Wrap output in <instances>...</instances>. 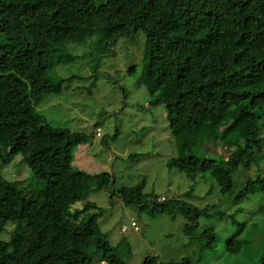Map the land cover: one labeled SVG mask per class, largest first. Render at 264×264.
Listing matches in <instances>:
<instances>
[{
    "label": "trees",
    "instance_id": "trees-1",
    "mask_svg": "<svg viewBox=\"0 0 264 264\" xmlns=\"http://www.w3.org/2000/svg\"><path fill=\"white\" fill-rule=\"evenodd\" d=\"M150 1L0 0V161L10 163L21 155L44 187V202L37 205L26 187L0 173V264H126L97 214L69 229H61L62 220L77 218L89 205L73 211L72 207L96 191L113 190L138 205L149 197L161 202V196L144 194L145 182L114 190L112 173L75 169L73 150L91 134L52 125L38 106L60 93L69 79L54 80L49 70L59 41L72 34L79 14L107 7L137 17ZM168 1L181 29L145 66L141 81L151 104L165 107L175 136L220 122L238 110L244 134L240 155L232 160L236 167L252 165L264 151V0ZM232 160L212 159L205 169L211 170L221 192L233 197L234 168L228 165ZM242 195L243 191L237 196ZM183 206L193 226L202 215L224 214L214 205L200 208L184 201ZM237 224L239 231L227 244L233 254L252 243L250 237L238 235L246 223ZM190 227L185 224L186 230ZM205 231L200 238L209 236ZM214 238L215 232L207 244ZM260 248L258 264H264V241ZM192 263L189 256L160 262L149 254L138 264Z\"/></svg>",
    "mask_w": 264,
    "mask_h": 264
},
{
    "label": "rangeland",
    "instance_id": "rangeland-1",
    "mask_svg": "<svg viewBox=\"0 0 264 264\" xmlns=\"http://www.w3.org/2000/svg\"><path fill=\"white\" fill-rule=\"evenodd\" d=\"M180 29L174 5L151 0L137 17L125 9L107 7L81 13L72 34L59 41L49 76L69 79L38 110L54 126L91 134L89 141L74 148L73 167L91 174L112 173L114 190L145 182L144 194L168 199L163 203L149 197L138 205L124 201L113 190L96 191L72 207L73 211L89 205L77 218L62 220L61 229L78 227L83 219L97 214L99 225L126 264H138L149 254L157 255L160 262L189 256L192 264H258L264 241V151L252 165L236 167L232 159L240 155L244 134L238 110L220 122L175 136L165 107L151 104L141 81L145 66ZM216 158L233 161L228 164L234 168L233 197L224 195L211 170L205 169ZM0 173L26 187L35 204L44 202L43 184L21 155L10 163L0 161ZM184 201L200 208L214 205L224 214L202 215L199 225L193 226V219L185 215ZM132 221L140 228L132 227ZM239 222L246 224L238 235L250 237L252 243L233 254L227 244L239 231ZM185 224L191 226L189 230ZM125 225L126 232L122 231ZM205 230L209 236L200 238ZM213 232L216 238L207 244Z\"/></svg>",
    "mask_w": 264,
    "mask_h": 264
},
{
    "label": "built area",
    "instance_id": "built-area-1",
    "mask_svg": "<svg viewBox=\"0 0 264 264\" xmlns=\"http://www.w3.org/2000/svg\"><path fill=\"white\" fill-rule=\"evenodd\" d=\"M99 130L101 131V128L100 127H99ZM100 131H98V133H97L98 136H102V134H101ZM159 200L161 202H163V201L166 200V198L163 196ZM131 226L134 227L135 229H139L140 228V225L136 221H132ZM128 229H129V227L127 225H125V226H123L122 231L126 232V231H128Z\"/></svg>",
    "mask_w": 264,
    "mask_h": 264
}]
</instances>
